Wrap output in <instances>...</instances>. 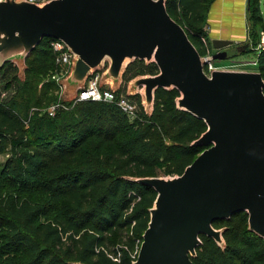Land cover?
<instances>
[{
  "label": "trees",
  "instance_id": "1",
  "mask_svg": "<svg viewBox=\"0 0 264 264\" xmlns=\"http://www.w3.org/2000/svg\"><path fill=\"white\" fill-rule=\"evenodd\" d=\"M215 0H166L169 14L181 24L202 56L210 53L206 25ZM262 0H248L250 41L257 43L264 27ZM44 38L27 57L23 79L12 68L17 92L0 90V155L8 154L0 171V264H133L156 198L153 188L128 177L174 176L205 149L192 145L207 128L205 122L176 107V89H158L152 115L139 94L138 117L131 119L115 102H63L55 81L42 82L55 64ZM250 48L245 51L249 52ZM138 75L158 73L146 64ZM130 63L123 74V82ZM256 70L264 79V50ZM129 83V82H128ZM7 83L4 91L11 89ZM118 90L117 92H120ZM59 101L54 116L43 106ZM131 119V120H130ZM42 192V202L30 193ZM27 193V194H24ZM226 228L223 249L201 235L194 264H264V239L248 230V215L217 221Z\"/></svg>",
  "mask_w": 264,
  "mask_h": 264
},
{
  "label": "water",
  "instance_id": "2",
  "mask_svg": "<svg viewBox=\"0 0 264 264\" xmlns=\"http://www.w3.org/2000/svg\"><path fill=\"white\" fill-rule=\"evenodd\" d=\"M44 38L62 41L74 58L60 81L62 101L73 102L88 79L103 70L100 86L120 90L136 60L156 63L155 75L127 85L152 115L158 89L179 92L176 107L203 120L192 142L205 149L174 176L128 177L154 189L156 198L133 264H194L201 235L223 249L226 228L217 221L240 212L248 230L264 239V79L257 70L216 69L185 28L169 14L166 0H0V69L16 65L24 78L26 59ZM231 40L213 39L214 60L229 57ZM249 44L237 47L243 52ZM82 264V263H74Z\"/></svg>",
  "mask_w": 264,
  "mask_h": 264
},
{
  "label": "built area",
  "instance_id": "3",
  "mask_svg": "<svg viewBox=\"0 0 264 264\" xmlns=\"http://www.w3.org/2000/svg\"><path fill=\"white\" fill-rule=\"evenodd\" d=\"M31 2L42 3L47 0H29ZM50 47L55 54V63L59 66V72H56L52 80L55 81L61 89H63L60 81L64 79L72 65L73 54L69 51L67 46L60 40L53 39L50 42ZM264 50V36L262 37V43L259 46L258 53ZM206 65L204 70L207 74H210L211 71L216 69H237V70H245L243 66L247 65L248 62H240V63H232L227 62L226 60H214L212 58V54L209 53L204 56ZM254 66H257V58L252 61ZM103 70L96 72L92 75L83 90L78 92L77 98L73 102L78 101H86V100H96V101H107V102H115L121 110L130 118L138 117V105L135 102H132L129 95L126 96H118L116 91L110 89H103L100 86V79L103 73ZM61 106V104L53 105L48 109V112L51 116H54L57 109Z\"/></svg>",
  "mask_w": 264,
  "mask_h": 264
},
{
  "label": "rangeland",
  "instance_id": "4",
  "mask_svg": "<svg viewBox=\"0 0 264 264\" xmlns=\"http://www.w3.org/2000/svg\"><path fill=\"white\" fill-rule=\"evenodd\" d=\"M262 14L264 16V1L262 2ZM247 27H248V30H249V23L247 22ZM263 34H264V27L263 29L260 31V39L257 41V43H253L250 41L249 37L247 38L246 41H244L243 43H240V44H237V43H233L232 45L226 47V50L228 51V54H229V57L226 59L227 62H232V63H240V62H248L247 65L243 66V68L247 71H253L256 69V66H254L252 64V61L253 60H256L257 58V54H258V50H259V46L260 44L262 43V37H263ZM209 40V43H210V47H209V51L211 54H213L214 52H216V50L213 48L212 44H211V39L208 38ZM245 44H249V52H246L243 51V52H239L237 51V47L239 46H243ZM56 64V63H55ZM144 65L143 63L141 62H135L133 63L129 69H128V72L126 73L125 75V78H124V82L121 86V91L120 92H117V95L118 96H126L128 95L127 93V90H128V82H129V79L132 77V75L135 73V72H139V71H142ZM46 74H43V76L41 77L42 79V82L40 83L39 85V89L41 87V85L43 84V82L45 81H52V77L53 75L56 73V72H59V66L56 65L54 66L51 70L49 69H46ZM15 70H13L12 68H8V69H5L3 71L0 72V90L3 91L2 92V97L4 98L5 96L8 97V94L11 95V97L13 95H15V93L17 92V88H18V83L17 81H15L14 79V76H15ZM11 83V89L7 92V91H4L2 89L5 88V86L7 85V83ZM103 89H110V85L109 84H106L103 86ZM54 94L56 96H60V100H62V89L59 87L58 85V89H56L54 91ZM132 102H135L137 103L138 100H140L139 97H136L135 99L130 98ZM59 101H56L55 103H51L49 104L48 106H43V111L45 110H48L51 106L53 105H57ZM64 102V101H63ZM132 119V118H131ZM130 119V120H131ZM8 157V154H1L0 155V171L2 169V166H3V163L5 162V160L7 159ZM15 188H9V187H5L2 191V194L0 193V196L1 195H5V194H9V193H15ZM24 194H27V193H24ZM33 197L37 198V200L39 201H42L44 202L46 199H47V195L43 194L42 192H32L30 193ZM12 255H4V256H0L1 258V261L4 263V261H6L8 258H10Z\"/></svg>",
  "mask_w": 264,
  "mask_h": 264
},
{
  "label": "crops",
  "instance_id": "5",
  "mask_svg": "<svg viewBox=\"0 0 264 264\" xmlns=\"http://www.w3.org/2000/svg\"><path fill=\"white\" fill-rule=\"evenodd\" d=\"M247 5L248 0H215L207 16L208 38L231 40L237 44L246 41L249 37Z\"/></svg>",
  "mask_w": 264,
  "mask_h": 264
}]
</instances>
